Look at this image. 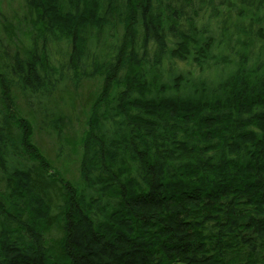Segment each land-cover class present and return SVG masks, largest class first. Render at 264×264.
<instances>
[{
    "label": "trees",
    "instance_id": "1",
    "mask_svg": "<svg viewBox=\"0 0 264 264\" xmlns=\"http://www.w3.org/2000/svg\"><path fill=\"white\" fill-rule=\"evenodd\" d=\"M28 2V51L0 50V264H264V0ZM67 80L97 84L81 184L29 120Z\"/></svg>",
    "mask_w": 264,
    "mask_h": 264
},
{
    "label": "rangeland",
    "instance_id": "2",
    "mask_svg": "<svg viewBox=\"0 0 264 264\" xmlns=\"http://www.w3.org/2000/svg\"><path fill=\"white\" fill-rule=\"evenodd\" d=\"M38 12L28 0H0V50L5 49L10 56L16 52L26 54L29 36L40 23ZM54 49L49 53L53 54ZM176 66L189 68L194 75L199 72L193 64L178 62ZM95 85V80L83 81L76 87L67 80L46 103L48 109L41 115V118L47 115L45 122L38 123L39 115H28L34 128L33 140L50 161L53 170L74 184H81L83 131L86 129L90 104L95 97ZM16 99L20 110L29 112L21 97L17 96Z\"/></svg>",
    "mask_w": 264,
    "mask_h": 264
}]
</instances>
